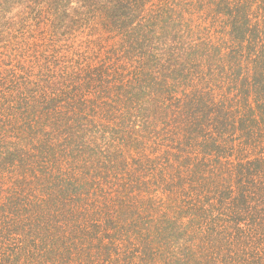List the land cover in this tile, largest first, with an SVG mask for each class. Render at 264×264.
<instances>
[{
    "label": "trees",
    "instance_id": "obj_1",
    "mask_svg": "<svg viewBox=\"0 0 264 264\" xmlns=\"http://www.w3.org/2000/svg\"><path fill=\"white\" fill-rule=\"evenodd\" d=\"M0 264H264V0H0Z\"/></svg>",
    "mask_w": 264,
    "mask_h": 264
}]
</instances>
